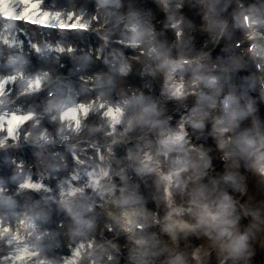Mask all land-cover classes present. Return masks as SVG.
Masks as SVG:
<instances>
[{
  "label": "rangeland",
  "instance_id": "rangeland-1",
  "mask_svg": "<svg viewBox=\"0 0 264 264\" xmlns=\"http://www.w3.org/2000/svg\"><path fill=\"white\" fill-rule=\"evenodd\" d=\"M41 1H43L42 9L44 11L50 12L51 10H57L56 13L62 14V17L66 18H68V15L71 14L72 10L64 7L58 9L59 6L61 7L64 5L66 7L74 6L79 8V17L81 18V16H84L88 22H92L95 30L99 33V37L91 36L83 38V34L80 36L68 35L69 37H64L53 33H41L37 30L30 29L31 31H29V34L35 43H43L44 41L47 43H53L54 41L55 43H74L87 47V52L83 56H77L73 53L63 56L62 58H52L48 46L46 48L43 47L45 52L41 54L44 56V58H42V56L35 54V52H30L31 54H28L29 51H25L24 55L20 54L19 50L21 51L22 49L19 45L9 47L5 43H0V66L2 65V70L19 66L22 70H26L28 73L29 71L33 72L38 68H42L44 71L46 70L41 78L43 86H49L55 82L57 78L65 79L64 75H69L70 71L75 70L74 74L78 76L80 75L85 79V81L82 82L84 94L82 96L75 95V99H86V101H90L95 95H97V99L101 98L102 100H105L107 97H113L115 95L114 91L117 89L123 87L125 88V91L128 90L126 93L130 95L125 102L129 105L124 106V111L126 108L127 116L132 119L130 122L133 124L126 126L127 135L125 137L130 143L123 146L121 149L113 151V154H115L114 158L117 160L124 162L125 159L128 161V159H133L137 156L136 149L138 143H134L133 141H136L138 137L143 138V140L151 138L155 141L156 138L165 131H168L171 134L173 133L172 129L180 123L182 118L186 117V111H183L180 108L176 111L174 107H169L159 102L160 100L169 97V94L167 95L162 88L164 78L165 81L167 78L165 73L167 70L166 68H169L174 60L178 59L181 54L187 56H189L188 54L197 55L201 49L203 52L215 51L212 53V56H217L216 53L218 50H215V48L219 42L218 40L220 36L224 32L229 34L226 39L229 52L225 54V67L217 69L218 72L214 80H218V83L213 87L212 93L216 96H220L222 92H228L231 99L235 95L238 97L241 95V97L245 98L248 103L249 101L251 102L244 107L236 118L235 110L229 114L228 118H225L226 123L224 125L230 130L229 135L232 134L230 136V141H233V143L230 145V143H228V136H225V140L220 143L221 156L216 155V157H211L210 161L206 162L200 160L192 167L195 171L201 169L206 170L208 165L206 163L213 165L219 164V167H221L220 161H218V157L220 156L221 159L227 161L225 172L221 175L218 173L217 169L215 171L214 166L212 167L209 165L212 173H208L207 179L201 180L197 185L190 182L188 186L185 187V181L182 180L181 183L183 190H177V185L174 183L168 188H164L151 174L143 179L131 175L133 170L145 174L144 176H146L149 170H153L154 166L152 163L154 162L158 165V163L161 162V157H164L163 149H166L169 146V144H166L165 147H162L161 154L156 156V160H153L152 162L149 161L150 163L143 165L142 171L144 172L139 171V168H135L128 164L127 167L126 165L124 166L122 178L113 182L104 183V185L112 184L115 187L113 192H107V190L103 191L101 188L102 183L98 185L95 180L87 183L85 186H80V188L74 186L72 182L73 186L70 187L72 191H70V189L64 192L62 191L64 189L62 181L66 178L65 174L69 168L73 167L68 162L69 155L73 160L77 162L79 160L76 159L78 157L76 154L80 147L75 144L79 142L83 150H89L92 149V142L99 141L98 143L100 145L105 146L107 145V142L111 141L114 137L105 140V144L100 138H105L104 135L110 132H107V129H104L105 125L103 124L102 117L105 115L103 114V111L98 112V115L94 114L92 111V114L89 115L90 118L84 122L82 121V136L77 137L76 133L69 129L71 128L69 121L63 123V121L59 118L56 119L54 116V113H56L59 108L58 104L63 101V92L60 99L56 98L50 102H46V104H43L41 102L42 100L37 96L35 98L26 97L24 99L16 100V92L21 86L26 84L27 80L31 79L24 78V81L19 80L16 85H14L15 94L11 96L7 95L0 100V110L11 113L17 109L18 106L16 105L23 106L26 111L30 109H40L46 112L47 109H50L49 107L46 108L47 106H50L54 110L52 114L47 113L44 118L37 119V121H34L35 123L31 121L25 126L24 131H29V133L27 136L21 137L23 142L35 141L37 142L36 144H41L42 147L39 149H26L25 152L19 155L22 162L16 164V167L19 169L22 168L20 170L24 171L27 176H32L34 178L33 181H35V184L40 183L42 176L47 177L48 180L47 182L45 181V187L48 191L31 189L30 192H26L23 195L11 199H19L21 201H15L11 205L5 207L12 209V205H18L19 202L24 200H28L31 203L32 212L27 217L32 221L30 223L32 229L28 235L30 241L33 243L31 246L32 255L41 251L42 254H40L39 260L41 257L45 256L49 259V262L54 259L57 261L58 253L67 248L66 243L75 239L80 240L77 244H83L82 248H85L86 251V253L85 251L83 252L82 264H105L106 262L102 261L99 253L95 254L97 259L93 260H89L87 255L93 246L99 245L100 242L106 238L109 239L114 234L118 235L122 232L125 233L128 227L126 224L127 217L130 218L131 216H135L136 213L137 216L135 217V221H139L140 219L150 221L153 220L155 214H157L159 219L164 220L167 215L171 213V210H168V207L185 199L189 201V205L197 203L200 204L201 207L196 209L192 206V215L189 217L181 216L179 220L164 223V228H160V233L158 232L160 238L163 240L161 246L150 238L147 239L150 243L148 245L145 244L147 246L142 247L140 250L136 244H131V246H129L128 243H126L125 238H122L119 245L120 251L123 252L125 257H117L114 255L112 264H130V262L122 260L123 258L129 259L132 263L134 262L133 264H145L143 262H146L147 264H247L246 261L251 262L252 264H264V255L261 254V256H259L253 251V247L255 246L254 241H264V202L262 201L264 199V179L258 175L257 168L258 162L264 161V97L256 82V70L253 65V60L246 61L239 59L235 50L232 49L233 39L238 36L236 33L239 34V32H242V34H246L243 27L240 28L235 25V27L229 25L230 21H232V23L236 22V25L239 21L240 23L242 22L240 12L235 6H233L232 1H205L203 7L206 15H204V18L200 17L202 14H205L200 13L199 9L202 6H199V9L193 8L195 10L194 13H190L188 16H179L182 18L184 24L181 29L182 32L179 41L176 43L172 42V37L176 35L175 32L167 31L162 34L161 31L159 34L156 32V41L153 43L155 44V47L148 45L150 43H144L145 45L142 48L141 56L137 54L140 50L134 51L133 49H128L117 44L111 45L110 42L105 41V38L111 41L119 40L117 38L125 39L127 41L131 40V37H133V34L135 33L132 26L130 28L124 26L125 24L123 22L125 19L123 15L135 14L132 6V3H134L135 0H36L35 2L40 4ZM151 1H153L159 9H157L158 11L156 12V9L149 8L147 13L151 15V19L153 20L152 16L154 15L155 19H162V22L167 21L169 23L171 21L168 20L169 17L174 16V13H171V9L164 6V3H166V5L169 4V0H162L164 2L161 0ZM151 1L144 0V5L148 6ZM258 1L259 2H257L256 5L251 7V9H253L252 16L254 23L257 25L255 31L264 34V0ZM23 7L24 6L19 8V10ZM136 15H139V13L136 12ZM203 20L207 22L206 25L203 24ZM166 24L167 23H162V26ZM157 26L158 25H156V28ZM9 27L13 29L12 25ZM100 28L101 30L98 31L97 29ZM15 30L17 32H23L18 28ZM101 42L103 43L101 44ZM104 44L106 47H103L106 48L108 55L119 57L121 59L120 66L125 65L126 67L131 68L132 73L133 70H137L138 66L139 68L142 66L153 67L155 69V74L153 76H150V74L146 75L143 78V84H141V82L138 83L139 75L136 74H133V77L126 80L119 79L115 74V68L108 69L104 66L101 68L102 63L96 59L95 55L90 54L88 51L89 45L100 47ZM143 51L144 53H142ZM74 64L79 66V68H72ZM100 68L102 69V72L104 71V74L101 72L99 74H102L101 76L104 77L101 81L100 77L91 76L94 75V72L100 70ZM179 74H181L179 76L180 79H185L183 81L187 82L188 80H191L190 75L186 74V72L182 71ZM71 77L72 85L78 87L77 81L80 79L75 75H71ZM205 78L206 77L203 75L194 77L198 85H200L199 88L196 87L198 90L202 89V86L206 81ZM174 82L173 86L182 89L184 82L182 83L176 80ZM37 83L36 80H33L29 83V87L31 89H36ZM94 83H101L102 85L104 83V85H107L109 88L103 89V87V90L100 89L91 92L87 88L88 85ZM127 83L130 84L129 87H127ZM237 87H239V91H237ZM244 89H247L248 94L250 93L251 97L247 98L245 94L242 93ZM170 95V97H172L171 93ZM193 104L195 103L189 102L187 104L192 111H194ZM243 113L246 115L249 122V124L246 123L248 124L246 126L243 124ZM217 115L222 117V114L219 111L217 112ZM235 123L237 124V127H239L238 129L235 128ZM103 133L104 135H102ZM156 133H159L157 137L155 136ZM5 135V132L0 134V145L12 141L10 139H5ZM48 137L55 141H61L63 144L66 143V145L69 143L73 148L55 150L54 147L50 146V142L46 143L45 139ZM76 137L80 139V141H78ZM119 137L123 138L124 136ZM86 139H89V143L87 144H85ZM160 141L161 140H158V142ZM158 142L156 145L159 144ZM167 143L170 142L167 141ZM157 148L158 150L161 149L158 146L156 149ZM109 151L111 153V150ZM154 152H156V150ZM87 155L94 157V155L89 152ZM193 155L194 153L191 154V156ZM4 157L5 156L2 154L0 155V166L2 167L0 175L2 174L4 178H7L15 169L11 158L3 159ZM176 158L177 157L173 152L170 156L165 158L166 162L167 160L169 161V163L166 164V167L173 168V161H175ZM147 159L151 158L148 157L147 154H144L140 161L144 162ZM73 160L71 159L70 162L74 165ZM162 164H164L163 161ZM171 168L164 169V177H166L169 171H171ZM118 173L120 172L118 171ZM231 173L237 177L235 186H237L238 183V186L240 187L239 179H243L244 181V184L242 185L243 188L241 187L244 193L242 195L244 197L243 204L247 206V210L250 212L249 219H245L246 221L240 220L239 225H236L237 227L231 231L233 232L231 236H229V231L224 227L217 229L215 232L213 231V234L209 231H201L202 228H200V232L198 231L199 233H197L196 236H192L187 240L182 238L179 225L183 221L186 223L194 222L197 224V221L199 223L200 220L206 218L208 221H211L212 219L215 221L213 226L218 223V218L212 217V215L208 213V206H212V204L218 200L217 198H221L226 194L225 185H218V182L223 175H225L226 180H228L232 175ZM262 177L264 178V176ZM183 178L185 179V177ZM72 179L75 180L76 176L74 175ZM148 180L150 181V184L145 189V192H140V186ZM97 185L99 187L96 189H86ZM119 188L126 189V192L118 190ZM85 189L86 193L80 194V196L83 197L79 196L80 198H77L73 195L76 193L74 190L85 191ZM133 189L136 190V194L130 192V190ZM67 193L70 194L65 195ZM86 194L93 196L92 198L90 197V201L86 199ZM73 197L76 198L73 199ZM201 197H206L208 201L206 203H199L204 201ZM139 198L140 200L138 202L137 200ZM92 201L94 202L93 205L90 204ZM135 203L138 205H134ZM258 205H261V207ZM88 207L89 211L92 210L91 212L88 211ZM141 207L144 208V210L141 209ZM1 209L2 208H0V213ZM145 209L151 211L148 212L145 211ZM130 212L135 213H132L129 216L128 213ZM179 213L180 212H177V215H179ZM23 215L24 214L22 213V215L20 214L19 216L22 217ZM83 218L84 220L81 221ZM7 219L8 221H5L2 228L11 226L10 228H12L13 231L16 229L15 225L21 223L20 220H16L15 222V220L11 221L9 218ZM131 220H133V218ZM9 222L11 225H7ZM199 225L200 224H198V226ZM111 228H113L111 231L112 234H110ZM72 235L73 237L69 239V236ZM226 237L229 239L228 242L225 241ZM6 238L2 240L0 237L1 255L8 250L14 251L18 249L16 246L6 247L8 244V238L7 240ZM45 246L47 249H50L44 250ZM43 250L44 253L42 252ZM54 255H57V257H54ZM2 259L3 257L0 256V264H40L38 259H35V261L32 262L19 261L15 263L11 261H3ZM56 261H53L54 263L50 264H56Z\"/></svg>",
  "mask_w": 264,
  "mask_h": 264
},
{
  "label": "bare ground",
  "instance_id": "bare-ground-1",
  "mask_svg": "<svg viewBox=\"0 0 264 264\" xmlns=\"http://www.w3.org/2000/svg\"><path fill=\"white\" fill-rule=\"evenodd\" d=\"M22 3H29L27 4L30 9H29V13H32L33 11L35 12L34 8L37 6L36 2L31 0H0V6L3 5L4 8H7L8 10L12 9V8H15L19 5H22ZM11 6H13L11 8ZM25 10L27 11L28 9L25 8ZM2 79L0 80V92H1V87L3 85H6L7 82H9V79L8 77L6 78V80H4V82L2 83ZM115 106L111 107V117H113L115 120L117 119L118 116H120L119 112H120V106L121 104H118V103H115L114 104ZM77 111V109H75ZM76 113L75 111H68L67 114L70 115V117L72 118L74 115L76 116ZM27 118H30V115L29 114H22L21 112H17L16 114H13V115H3V117H0V128H4L5 130L9 131L10 134L12 136L10 137H14L17 138L18 136V126L20 124H22L25 120H27ZM117 124V123H116ZM117 127V125H116ZM105 162V160H104ZM103 162V163H104ZM109 162L111 163L112 160H110V158H108V165H109ZM88 166L84 165V168H86ZM109 167V166H108ZM108 169V168H107ZM106 169V171H107ZM105 171V170H104ZM93 174L92 176H96L97 172L96 173H91ZM77 177H79L76 182L78 181L79 184H83L84 180H85V176L82 174V171L79 173V175H77ZM29 227L27 226V223H23V224H19L18 225V230H17V234L19 237H17L18 239H20V241L22 242V240L24 239V235L26 234ZM5 234H8V233H5ZM22 239V240H21ZM13 241V240H12ZM15 243V242H14ZM13 242L11 243V245H15ZM16 247L18 248V251L16 250L15 254L14 255H11L14 259V261H17V260H25L26 259H29L31 256L29 255V251H28V248H24L22 249L21 245H16ZM76 255H79L78 254V251L76 252H73V254H71L70 256H68L67 259H65L62 264H74V262L76 263L78 258ZM11 257V259H12Z\"/></svg>",
  "mask_w": 264,
  "mask_h": 264
}]
</instances>
